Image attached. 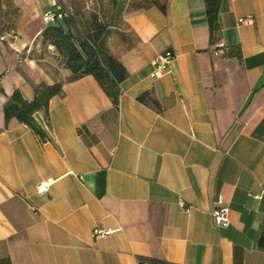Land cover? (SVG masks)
Here are the masks:
<instances>
[{
  "label": "crops",
  "instance_id": "1",
  "mask_svg": "<svg viewBox=\"0 0 264 264\" xmlns=\"http://www.w3.org/2000/svg\"><path fill=\"white\" fill-rule=\"evenodd\" d=\"M125 1L102 33L128 75L117 107L93 77L70 81L55 49L35 43L55 0H13V17L0 15V260L264 264V0H222L215 44L204 0ZM246 17L253 23L239 25ZM234 47L240 60L224 55ZM166 50L174 59L154 79ZM56 83L48 124L34 115L45 140L16 120L4 128L14 89L32 100L34 86ZM144 93L159 110L137 101ZM220 199L226 229L212 220Z\"/></svg>",
  "mask_w": 264,
  "mask_h": 264
},
{
  "label": "trees",
  "instance_id": "2",
  "mask_svg": "<svg viewBox=\"0 0 264 264\" xmlns=\"http://www.w3.org/2000/svg\"><path fill=\"white\" fill-rule=\"evenodd\" d=\"M221 1L204 0L205 16L211 44H215L219 39L218 16ZM56 4L58 3L56 2ZM154 5L163 14L165 13V4ZM149 6L150 3H147L142 5L140 9H146ZM81 27L83 29H80ZM102 33L103 26L96 20L88 26L86 23L81 22V19L78 20L75 14L72 13L71 16L61 19L54 25L45 26L35 43L41 47L51 46L55 49L61 57L64 67L71 73L70 81H76L87 76L93 77L104 94L111 100L113 106L117 107L121 95L120 84L126 80L128 75L122 64L106 50ZM221 49L223 48H217L215 51ZM224 55L228 57L233 56L237 60L241 59V52L237 47H234L232 51L226 49ZM61 93V83L53 85L38 84L34 86L32 100H26L18 89H14L2 107L4 128L8 127L10 121L16 120L18 123L25 125L42 140H45L46 135L36 123L34 115L42 113L48 124L49 103ZM137 101L144 105H151L156 110L160 109L158 102L151 99L149 93L138 96ZM139 262L163 264L143 258H140ZM0 264L11 263L8 259H2L0 260Z\"/></svg>",
  "mask_w": 264,
  "mask_h": 264
},
{
  "label": "built area",
  "instance_id": "3",
  "mask_svg": "<svg viewBox=\"0 0 264 264\" xmlns=\"http://www.w3.org/2000/svg\"><path fill=\"white\" fill-rule=\"evenodd\" d=\"M72 15V11L69 9H65L62 5L56 4L53 8L45 11L42 14V21L45 26L48 25H54L58 21H60L63 18H66L68 16ZM253 23L252 17H246L241 18L238 20L239 25H251ZM30 54V51L27 50L25 52V55L28 56ZM215 55L222 54V51H215ZM174 59V54L170 50H166L159 54L156 59L153 62L154 70L152 73V78L154 79H160L162 78L163 74L167 70L168 66ZM49 188L48 183H41L37 187V191L39 194H44L47 192ZM184 208V207H183ZM33 210V208H30ZM186 213L189 212V209L184 210ZM212 220L214 225L219 229H226L230 225L229 221V210L226 206L223 205V202L220 200L217 201L216 206L214 210L212 211ZM109 232L99 229L93 230V235L95 237H101L107 235ZM140 264H148V263H140Z\"/></svg>",
  "mask_w": 264,
  "mask_h": 264
},
{
  "label": "rangeland",
  "instance_id": "4",
  "mask_svg": "<svg viewBox=\"0 0 264 264\" xmlns=\"http://www.w3.org/2000/svg\"><path fill=\"white\" fill-rule=\"evenodd\" d=\"M43 2V5L49 6L51 0H40ZM58 4L62 5L65 9H70L72 13L75 14L77 19H81V22L86 23L88 26L96 20L100 23L103 28L104 24L108 18L112 15L117 6L126 5L125 0H55ZM147 3H143L145 5ZM138 5L130 4L129 8H136ZM18 5L14 6L13 0H0V9H9L8 13L0 14L2 18H12L13 13L10 9H17ZM133 10V9H131ZM42 21V17H41ZM43 24V21H42ZM44 25V24H43ZM45 26V25H44ZM80 29H83L82 27ZM3 30V27H0V31Z\"/></svg>",
  "mask_w": 264,
  "mask_h": 264
}]
</instances>
